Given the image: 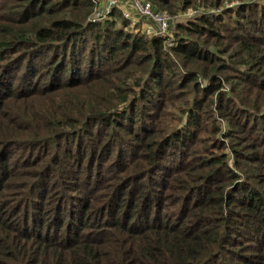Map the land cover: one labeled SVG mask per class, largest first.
<instances>
[{
	"label": "trees",
	"instance_id": "obj_1",
	"mask_svg": "<svg viewBox=\"0 0 264 264\" xmlns=\"http://www.w3.org/2000/svg\"><path fill=\"white\" fill-rule=\"evenodd\" d=\"M150 1L0 0V264H264V0Z\"/></svg>",
	"mask_w": 264,
	"mask_h": 264
},
{
	"label": "built area",
	"instance_id": "obj_2",
	"mask_svg": "<svg viewBox=\"0 0 264 264\" xmlns=\"http://www.w3.org/2000/svg\"><path fill=\"white\" fill-rule=\"evenodd\" d=\"M97 2L96 15L91 20H102L120 9L122 14L129 19L130 25L147 35H164L168 44L174 42L175 18L168 11L155 9L150 0H94Z\"/></svg>",
	"mask_w": 264,
	"mask_h": 264
},
{
	"label": "rangeland",
	"instance_id": "obj_3",
	"mask_svg": "<svg viewBox=\"0 0 264 264\" xmlns=\"http://www.w3.org/2000/svg\"><path fill=\"white\" fill-rule=\"evenodd\" d=\"M232 4V3H231ZM163 10H166V11H168L167 9H163ZM170 14H172L173 16H174V18L176 19L175 20V22H179V21H182V20H186L187 18H189V17H191V16H193V15H195V13L197 12V9L195 8V7H188L187 9H185V10H179V11H177V12H170V11H168ZM97 14V11H95V9H94V11H93V13L90 15V16H92V15H96ZM129 20V19H128ZM177 29V26H176V28H175V30ZM5 81L6 82H8L9 81V78L7 77V75L5 76ZM17 84V83H16ZM27 88H29L31 85H25ZM3 92V91H2ZM12 100V99H11ZM170 116H171V113L170 112H166V113H164L163 114V118L167 121V122H169V118H170ZM220 121V120H219ZM222 131H223V128H222ZM204 135H206L205 133H203ZM203 145H205V144H203ZM24 154H25V156H27L28 154H27V150L26 149H22V148H20V149H15V152L13 153V155L12 156H10L9 158H8V161H12L13 160V158H14V160H15V162H18V168L19 167H22V168H19V169H17V171H20V172H27V171H23V170H27V168L28 167H26V166H21V164L24 162ZM33 155H35V154H33ZM100 159H101V156L99 157ZM72 168H74V166L72 165ZM52 192V191H51ZM15 195V194H14ZM47 208V207H46ZM11 212V211H10ZM10 212L7 214V216H8V218H10ZM22 212V210H19V209H16L15 210V216L17 217V219H18V221L16 222V223H19V219H20V217H21V213ZM14 216V217H15ZM47 224H48V222H46V225H45V227L44 228H46L47 227Z\"/></svg>",
	"mask_w": 264,
	"mask_h": 264
}]
</instances>
